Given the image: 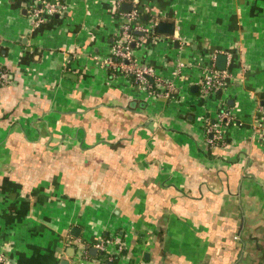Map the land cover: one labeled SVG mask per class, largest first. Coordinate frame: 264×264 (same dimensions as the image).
<instances>
[{
  "label": "crops",
  "instance_id": "obj_1",
  "mask_svg": "<svg viewBox=\"0 0 264 264\" xmlns=\"http://www.w3.org/2000/svg\"><path fill=\"white\" fill-rule=\"evenodd\" d=\"M61 1L34 26V0H0V257L84 264L110 237L112 264H264V0ZM134 8L154 31L130 52L172 100L102 64ZM210 64L226 76L204 99Z\"/></svg>",
  "mask_w": 264,
  "mask_h": 264
},
{
  "label": "built area",
  "instance_id": "obj_2",
  "mask_svg": "<svg viewBox=\"0 0 264 264\" xmlns=\"http://www.w3.org/2000/svg\"><path fill=\"white\" fill-rule=\"evenodd\" d=\"M64 9V3H62L61 0H34V3L29 10V17L31 23L34 26H38L53 15L61 14ZM139 15L140 12L137 8L123 13V21L119 26L117 41L112 44L110 54L102 61V64L103 66L110 68L112 71H119L129 77L137 88L146 91H153L160 97L172 100L176 92L172 81L163 80L161 77L155 76L149 66L137 63L130 52L129 45L131 42H141L154 31L152 27L149 28L137 21ZM135 32H142V34L136 35ZM183 66V61L180 59L176 60L172 75H178ZM225 76L226 72L224 70H216L212 64L202 67L199 81L200 95L205 99L210 95H215L219 92L223 87ZM6 82L7 79L0 63V85L5 84ZM255 112L257 115L262 114L261 116H264V103H257ZM257 115L255 116V119L258 118ZM231 118L232 115L229 110L222 107L218 110L217 121L210 122L209 118H206L204 120L205 129L213 134V137L208 140H220L221 137L218 128L221 126V122L227 124ZM254 124L256 130L260 131L261 134H264V123L260 120H255ZM75 243L78 245L80 244V242L77 241ZM108 245L112 246L113 249L108 251ZM92 246L96 250L101 251L103 258H91L83 253L84 258L87 261L84 264H112L116 262V256L122 249L120 242L116 238L110 237L99 238L92 244ZM0 264L8 263L7 260L0 257Z\"/></svg>",
  "mask_w": 264,
  "mask_h": 264
},
{
  "label": "water",
  "instance_id": "obj_3",
  "mask_svg": "<svg viewBox=\"0 0 264 264\" xmlns=\"http://www.w3.org/2000/svg\"><path fill=\"white\" fill-rule=\"evenodd\" d=\"M173 29H174V26H173V23L172 22H163V21H158L157 24H156V32L159 33V34H169L171 35L173 33ZM138 34H142V32H137ZM70 252H68V254H71L73 249L70 247L68 248ZM95 251V248L94 247H91L90 248V252H94Z\"/></svg>",
  "mask_w": 264,
  "mask_h": 264
},
{
  "label": "rangeland",
  "instance_id": "obj_4",
  "mask_svg": "<svg viewBox=\"0 0 264 264\" xmlns=\"http://www.w3.org/2000/svg\"><path fill=\"white\" fill-rule=\"evenodd\" d=\"M118 33V32H117ZM143 49V47H136V48H132L131 49V51H132V54L135 56V55H139L140 53H141V51L140 50H142ZM108 52H110V50L108 49ZM203 98V97H202ZM203 103H206V101L205 102H203ZM218 104V103H217ZM112 249V246H110V245H108L107 246V250L109 251V250H111ZM84 262H86V261H84Z\"/></svg>",
  "mask_w": 264,
  "mask_h": 264
},
{
  "label": "trees",
  "instance_id": "obj_5",
  "mask_svg": "<svg viewBox=\"0 0 264 264\" xmlns=\"http://www.w3.org/2000/svg\"><path fill=\"white\" fill-rule=\"evenodd\" d=\"M102 256H103V254H102Z\"/></svg>",
  "mask_w": 264,
  "mask_h": 264
}]
</instances>
